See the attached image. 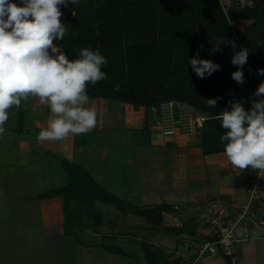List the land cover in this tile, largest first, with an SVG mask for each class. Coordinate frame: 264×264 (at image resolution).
I'll list each match as a JSON object with an SVG mask.
<instances>
[{
	"label": "crops",
	"instance_id": "1",
	"mask_svg": "<svg viewBox=\"0 0 264 264\" xmlns=\"http://www.w3.org/2000/svg\"><path fill=\"white\" fill-rule=\"evenodd\" d=\"M85 107L97 112L96 126L90 132L69 134L59 141H38L39 132L47 128L54 114L48 106L40 104L37 97L22 99L20 107L8 110L9 119L0 142L5 148L17 147L13 152L20 162L36 157L29 179H35V171L39 172L41 163L53 167L64 161L83 169L97 182H102L108 192L137 208L170 205L174 210L172 218L176 215L177 223L165 222L169 217L168 212H164L162 225L154 230L152 221L145 216L122 214L118 210L128 217L127 221L121 215L109 222L103 212L97 233L80 230L75 237L64 234L62 198H38L48 243L46 264H160L149 263L146 254L141 257L138 248L133 246L136 243L142 248L146 243L154 245L153 241L163 240L166 235H173L174 239L164 246L154 247L162 249L171 262L178 259L184 264L195 257L194 251L185 245L192 236L164 232V227L196 224L210 203L234 208L247 201L245 170L235 168L224 152L204 155L199 135L163 137L152 128L154 114L130 104L96 98L89 99ZM24 171L20 174H25ZM68 173L65 170L63 177ZM96 207L114 208L102 202H96L97 210ZM255 215V223L251 224L254 235L248 243L237 247L236 264H264V184ZM90 222L83 219L75 227L89 228ZM120 227L123 229L117 233ZM103 228L110 230L105 232ZM178 253H187V256L177 258ZM198 264L229 262L223 256L207 255Z\"/></svg>",
	"mask_w": 264,
	"mask_h": 264
},
{
	"label": "trees",
	"instance_id": "2",
	"mask_svg": "<svg viewBox=\"0 0 264 264\" xmlns=\"http://www.w3.org/2000/svg\"><path fill=\"white\" fill-rule=\"evenodd\" d=\"M252 3L250 8L228 9L227 16L219 0H87L79 1L76 6L69 3L60 7L63 18L76 11L75 18H66L75 25L73 30L76 32L72 30L70 33V41L77 44L72 46L73 49L91 48L100 53L104 49L110 55L106 57L108 65L102 67L107 79L98 82V87L88 94L89 97L102 96L148 111L170 100L185 102L209 117L198 135L202 153L210 155L224 152L220 137L226 130L222 128L219 116L223 110H230L229 102H241L249 110L251 101L260 99L253 94L258 85L264 82V76L259 75L260 69L257 67L258 60L264 61V43L255 47L264 35V0H252ZM245 18H252V21L244 27V32L233 31L231 23ZM96 21L100 22L98 29L94 28ZM115 24L121 28L119 32L112 30L111 26ZM74 33L79 35L73 37ZM250 35L254 38L248 43ZM217 38L234 41L236 46L233 48L231 44L221 42L222 50L213 52ZM130 43V51L138 55V68L142 70L146 63L151 65L155 81L158 82L153 84L151 91H144L145 94L141 88L137 90L133 83L127 85L125 81L123 50L124 44ZM241 48L248 49L249 63L242 68L244 83L238 84L231 74L239 66L233 65L231 58ZM197 53L200 59L206 60L219 56L218 65L222 66L220 71H215L213 84L208 80L198 83L197 77L190 78L192 67L189 60ZM106 54L102 53L103 56ZM127 59L130 60L129 56ZM115 85L120 86V91H113ZM237 89L236 98L233 93ZM215 98H219L216 106L209 107L206 100ZM70 167L63 184L38 195L39 199L62 196L64 232L68 235L77 236L71 222L81 220L84 215L93 221L95 229L99 227L102 215L94 208L96 202L114 206L125 213L145 216L152 221L154 230L162 225L163 213L172 211L171 206L165 204L137 208L108 192L83 169L73 165ZM196 230V224H184L179 228L164 227L165 232L176 235L194 236ZM143 245L149 263L180 264L178 259L171 262L162 249H153V245L148 243Z\"/></svg>",
	"mask_w": 264,
	"mask_h": 264
},
{
	"label": "clouds",
	"instance_id": "3",
	"mask_svg": "<svg viewBox=\"0 0 264 264\" xmlns=\"http://www.w3.org/2000/svg\"><path fill=\"white\" fill-rule=\"evenodd\" d=\"M69 3L75 5L79 0H21V5L0 0V135L5 132L8 110L20 107L22 99L30 96L37 97L54 114L47 128L39 132L38 141H59L69 134H86L96 126V110L85 107L89 102L87 87L107 79L102 67L108 60L91 48L79 49L72 60L60 51L56 42L68 32L61 21L60 6ZM221 42L236 46L234 41L217 38L213 52L222 50ZM248 54L247 48H241L231 58V63L239 66L231 74L238 84L244 83L242 68ZM189 64L199 78L220 69L211 60L200 59L198 53ZM259 75L264 76V69ZM113 91H120V86L115 85ZM253 95L264 96V82ZM218 99L206 102L214 108ZM229 103L230 110H223L219 116L226 130L220 137L224 154L235 168L264 174V99H253L249 110L241 102Z\"/></svg>",
	"mask_w": 264,
	"mask_h": 264
},
{
	"label": "rangeland",
	"instance_id": "4",
	"mask_svg": "<svg viewBox=\"0 0 264 264\" xmlns=\"http://www.w3.org/2000/svg\"><path fill=\"white\" fill-rule=\"evenodd\" d=\"M79 1H87V0H79ZM219 3H220L222 11L224 12L226 16H227L228 9L230 8H246V7L250 8L253 6L252 0H219ZM74 6H76V4ZM75 13L76 11H71L69 13V16L64 15L65 16L64 18L61 17V21L64 24H66L68 32L62 41L56 42L60 51L64 53L69 60L77 58L78 51H79L78 47L75 49H73L72 47V46H77V44L76 43L74 44L70 41V39L72 38L70 33H72V30L74 29L75 25L72 22L66 20V18L68 17L76 16ZM251 21H252V18L250 19L245 18L244 20L242 19V20L237 21V23H233V24L231 23L232 30L235 32H244V27H246ZM99 23L100 22L96 21V23L94 24L95 26L94 28L98 29ZM111 28L112 30L118 31V32L121 30V28L119 29L118 25L116 24L112 25ZM73 32H76V30H73ZM78 35L79 34L74 33L73 37H77ZM253 38L254 36L250 35L248 37L249 39L248 43L252 41ZM256 42L259 43V41H256ZM262 43H264V35L261 37L260 43L257 46L255 45V47L260 46ZM131 45H132L131 43L128 45L124 44V50H123L124 55L123 56L126 61V64H125V67H126L125 79L126 80L125 81L127 85H129V83L131 84L133 83L134 88L137 90L138 88H141V92L145 94L144 91H151L152 90L151 87H153V84L154 83L157 84L158 82L155 81L154 74L150 67L151 65L149 66V64L146 63L145 66L142 68V70L138 68V65L136 64L138 55L130 51ZM255 47L251 50L252 53H253V50H255ZM260 48H262V46ZM102 51L103 52H101V54L102 53L106 54V51L104 49H102ZM109 56L106 54L105 57H109ZM128 56L130 60L127 59ZM218 57L219 56L214 57V58L211 57L209 60H211L215 64H218V59H217ZM247 63H249L248 60H247ZM257 67L259 69H264V61L258 60ZM214 74L215 72L212 73L210 76L206 75L205 78H199L195 74L194 70L191 69L189 76L190 78L197 77L198 83H204L208 80L210 83L213 84L215 81ZM97 87H98L97 84L95 86H92L89 84L87 87V94L92 93L94 88L96 89ZM129 91L131 90L129 89ZM238 92H239V89H237L233 93V96L237 98ZM96 98L107 99L102 96H97L93 98L89 97L90 100L91 99L94 100ZM260 99H263V97L262 98L260 97ZM15 150L17 151V147L16 148L14 147L5 148L2 146L0 142V264H46L47 257L45 255V251H46L45 246H48V243L46 242L47 235H46L44 226L42 225L41 209L38 203L39 201H38L37 194L63 184L65 180V178L63 177L64 171L71 169L70 167L71 164L67 162L64 163V161L62 162L59 161V163H57L56 166H53V167L46 164L45 162L41 163L40 167L36 165V167L40 168V170L39 172L35 171V176H34L35 179L32 180V179H29V176L32 177L33 175L32 168L36 164L33 161L36 159V157L35 158L32 157L31 159H27L26 161L20 162L19 161L20 158L17 157L18 155L17 156L14 155L13 151ZM23 171L26 173L20 174ZM97 183L101 185L102 187L106 188V186L102 182L99 181ZM182 189L183 188H181V190ZM53 198L55 199L62 198V196H55V197H52L51 199ZM46 199H50V198H46ZM96 208L101 213V215H103L104 213L107 215V218L109 219H106V220H109V222H111V220L114 221L118 219V217H120L123 213H125L119 210L118 208L114 209L115 207L114 208L96 207ZM118 210L121 211L122 214L119 213ZM172 211L168 212L167 216L169 218L165 222L176 224L177 223V219H175L176 215L175 217L172 218L173 216ZM121 217L125 218V222L128 219V217H126L125 215H122ZM63 218H64V223H65V217ZM83 219H89V218L86 215H84L81 220ZM73 221L74 222H71V224L74 226H77L76 223L79 221H75V220ZM88 221H92V220H88ZM90 223H91V226H89V228L74 227L75 234H77L76 237H78V235L80 234L79 232L80 230H82V232L85 231L86 229L88 231L96 230L95 232L97 233L99 228L97 229L94 228L93 221ZM103 229L105 230V232H109L110 230V228H107V229L103 228ZM121 229L123 228L121 227L118 228L116 232L118 233ZM64 234L66 233L64 232ZM173 239H174L173 235H170V236L166 235L164 236L163 240H158V241H153V242H154L155 247L164 246ZM262 241L264 242V239H262ZM109 242L115 245H120L118 242H114V241L113 242L109 241ZM154 245H153V248H155ZM133 247L138 248V251L141 257H142V254L145 255L146 253L145 248H142V246L138 245L137 243L134 244ZM186 256H187V253H184L183 258L185 259ZM142 261H143V258H142Z\"/></svg>",
	"mask_w": 264,
	"mask_h": 264
},
{
	"label": "built area",
	"instance_id": "5",
	"mask_svg": "<svg viewBox=\"0 0 264 264\" xmlns=\"http://www.w3.org/2000/svg\"><path fill=\"white\" fill-rule=\"evenodd\" d=\"M11 2L21 5V0ZM151 112L155 116L152 128L163 137L196 136L209 119L193 106L175 100L153 107ZM257 171L245 169L248 192L245 203L234 208L222 203L205 206L196 223V234L185 242L195 253V257L185 264H197L207 255L227 257L236 264L237 247L248 243L254 235L251 224L255 223L256 204L262 200L264 174L260 176ZM178 257L183 258L184 254L178 253Z\"/></svg>",
	"mask_w": 264,
	"mask_h": 264
}]
</instances>
